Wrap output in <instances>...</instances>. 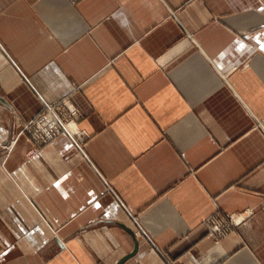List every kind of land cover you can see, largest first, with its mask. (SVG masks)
I'll use <instances>...</instances> for the list:
<instances>
[{"label":"crops","instance_id":"1","mask_svg":"<svg viewBox=\"0 0 264 264\" xmlns=\"http://www.w3.org/2000/svg\"><path fill=\"white\" fill-rule=\"evenodd\" d=\"M0 264H264V0H0Z\"/></svg>","mask_w":264,"mask_h":264},{"label":"built area","instance_id":"2","mask_svg":"<svg viewBox=\"0 0 264 264\" xmlns=\"http://www.w3.org/2000/svg\"><path fill=\"white\" fill-rule=\"evenodd\" d=\"M78 114V107L69 98L44 102L36 115L22 122V132L26 133L33 143L28 155H35L44 145L62 133L68 134L75 142L77 140L74 139V134L83 141L85 135L75 130V118ZM249 215L246 211L240 215L215 213L206 219L205 225L209 235L219 239L240 226Z\"/></svg>","mask_w":264,"mask_h":264}]
</instances>
